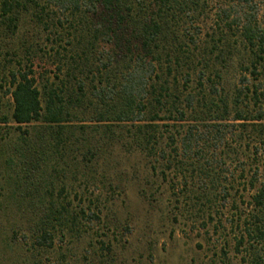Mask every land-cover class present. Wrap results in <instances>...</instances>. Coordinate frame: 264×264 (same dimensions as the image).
Here are the masks:
<instances>
[{"label":"rangeland","instance_id":"374dc122","mask_svg":"<svg viewBox=\"0 0 264 264\" xmlns=\"http://www.w3.org/2000/svg\"><path fill=\"white\" fill-rule=\"evenodd\" d=\"M15 1L20 5L10 15L14 26L0 17V264H252L256 256L262 258L263 245L245 233L252 228L251 196L258 185L256 182L249 189L256 164L250 152L251 135L240 133L239 127L229 128L240 124L231 119L236 92L258 81L243 71L249 63L238 34L222 30L223 24L215 22L218 8L228 3L201 0L195 12L175 10L168 30L173 32L168 38H177L180 55L195 56L183 60L177 69L172 67L168 93L178 98L176 105L181 108L187 94L200 97L210 84L221 90L230 111L221 141H213L208 123L156 121L150 124L158 127L157 153L148 154V148L141 151L130 137L125 138L123 144L99 152L89 164L82 163L84 176H73L72 169L78 168L84 153L76 148L75 160L68 156L63 174L57 177L46 169L50 178L44 179L43 187L38 175L31 181L24 178L26 159L15 152L18 132L10 121V74L29 69L38 88L62 81L72 97L75 82H80L84 99L76 110L78 122L72 124L90 128L96 125L92 88L98 82L105 84L113 71L122 70L115 63L104 69L100 64H106L107 56L119 60L123 52L115 50L116 40L106 41L101 28L96 31L103 24L100 16H63L52 8L41 11L28 0ZM255 1L264 30V0ZM193 26L200 30L199 39ZM185 33L199 40L197 49L188 45ZM212 35L217 49L209 54L213 44L207 37ZM124 38H128L126 33ZM205 47L206 53L201 54ZM162 61L165 63L164 57ZM185 72L190 77L183 84ZM200 72L204 74L201 89L197 86ZM242 77L247 84H240ZM169 104L157 111L159 118L169 116L164 112ZM192 124L201 140L195 143L190 159L166 170L158 150L168 151V136L175 138L178 147L179 138ZM117 127L124 136H129L125 129L132 131L129 124ZM59 164L64 169L65 163ZM53 210L59 211V219L49 213ZM89 212L97 219H91ZM42 229L50 234L49 247L36 243Z\"/></svg>","mask_w":264,"mask_h":264},{"label":"trees","instance_id":"16d2710c","mask_svg":"<svg viewBox=\"0 0 264 264\" xmlns=\"http://www.w3.org/2000/svg\"><path fill=\"white\" fill-rule=\"evenodd\" d=\"M224 1L228 5L218 8L215 22L223 24L222 30L229 32L234 30L238 34L237 37L249 63L243 71L249 72L253 81H258L236 92L231 101V119L232 122L240 124L230 125L229 128L239 127L242 129L240 133H247L248 137L251 135L250 152L256 164L248 183L249 189H252L256 182L258 185L251 196V204L255 211L252 228H247L245 233L254 243L263 245V257L256 256L252 264H264V30L259 24L255 0ZM28 2L41 11L52 8L63 16L73 17L81 13L100 16L104 25L99 24L96 31H100L98 29L101 28L102 35L106 37L108 43L116 40L115 50L120 49L123 54L119 58L121 61L107 56L106 64H100L104 69L115 63L122 70L113 71L112 77L105 79V84L101 85V82H98V87L92 88L94 124L98 126L90 128L72 124L77 121L76 110L80 108L84 99L80 82H75L76 94L72 97L67 94L66 85L62 81L58 84L46 82L38 88L29 69L24 72L17 70L10 74L11 90L8 91L12 103L10 121L14 125V130L18 132L14 142V145L17 144L14 147L15 152L19 157L26 159L23 167L25 179L31 181L38 175L36 179L41 181L39 185L45 187L44 179L50 178L49 174L46 176V169L57 177L58 173L63 174L68 169L66 164L68 156L72 157V161L75 160L76 148L84 149V153L77 163L78 168L73 167L71 174L84 176L86 166L82 163L89 164L96 155L129 137L138 149L146 152L148 148L147 153L152 154L151 151L156 152L158 127L151 126L150 123L156 121L175 119L173 121L181 123L188 119L193 124L208 123L207 128L214 132L213 141L222 140L224 135L222 129L227 125L224 122L230 111L221 90L210 84L207 93L200 97L187 94L183 98L181 108L176 105L178 98L168 93L167 77L170 76L172 67L177 69L183 60L190 61L195 57L180 55V45L175 44L177 38H168L169 35H173L172 31L168 32L170 19L174 18L175 10L195 12L199 9L201 0H28ZM19 5L13 0H3L1 3L0 17L12 27L14 17L10 15ZM193 30L194 36L198 38L199 28L193 26ZM125 33L128 38H124ZM186 33L188 45L197 49L199 40ZM207 38L213 44L208 52L211 54L217 49L216 42L213 35ZM216 41L221 40L217 38ZM203 43L207 45L206 42ZM204 49L206 47L201 54L206 53ZM222 53L223 51L219 50L218 55L221 56ZM203 76V72L197 75L199 89L202 88ZM189 77L188 73L183 74V84L188 83ZM239 81L240 84H247L244 77ZM215 97L217 99L214 102ZM168 103L170 108L164 112L169 116L159 118L157 111H162ZM240 105L243 108H240ZM250 106L252 110H249ZM186 113L191 116L187 118ZM118 124L123 126L129 124L132 131L125 129L129 136L121 134V130L118 131V128H121H116ZM193 124L186 127L179 138L178 147L174 146L175 138L168 136L169 143L165 144L168 151L158 150L157 155L163 161L166 170L174 163L181 166L184 160L190 159L195 143L201 140ZM245 148L248 149L249 146L246 145ZM193 153L196 155V152ZM59 159H63L60 161L62 164L65 163L63 165L65 170L59 166ZM33 174L35 176H32ZM61 192L62 188L59 194ZM53 204L50 202L51 207ZM58 207L63 209L61 205ZM49 213L57 214L56 219L60 218L58 210ZM88 215L91 219H97L92 212ZM41 231L36 243L49 247L50 234L45 229Z\"/></svg>","mask_w":264,"mask_h":264}]
</instances>
